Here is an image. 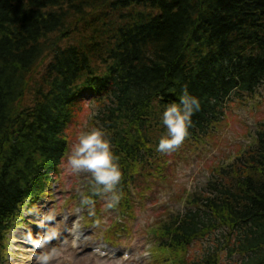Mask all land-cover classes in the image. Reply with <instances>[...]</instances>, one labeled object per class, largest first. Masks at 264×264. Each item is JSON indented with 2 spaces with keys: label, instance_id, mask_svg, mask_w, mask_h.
Returning a JSON list of instances; mask_svg holds the SVG:
<instances>
[{
  "label": "trees",
  "instance_id": "trees-1",
  "mask_svg": "<svg viewBox=\"0 0 264 264\" xmlns=\"http://www.w3.org/2000/svg\"><path fill=\"white\" fill-rule=\"evenodd\" d=\"M263 83L264 0H0V264L11 222L50 192L86 107L119 157L123 206L137 178L213 138ZM185 88L201 108L184 142L158 152L162 114ZM232 155L155 227L160 264H264V117Z\"/></svg>",
  "mask_w": 264,
  "mask_h": 264
},
{
  "label": "rangeland",
  "instance_id": "rangeland-1",
  "mask_svg": "<svg viewBox=\"0 0 264 264\" xmlns=\"http://www.w3.org/2000/svg\"><path fill=\"white\" fill-rule=\"evenodd\" d=\"M259 87L255 96L229 106L213 138L184 145L178 156L161 167L155 176H150L149 181L143 176L137 178L129 199H124L123 206L111 209L106 207L105 198L91 194L90 174H73L67 165L79 136L96 127L90 122L95 108L86 107L71 126L70 151L60 165L58 179L50 192L25 203L18 218L11 222L4 239V264H38L36 257L52 248L60 255L51 264H97V254L92 250L97 246L117 258L127 254L123 264H160L155 252L158 247L155 227L168 213L182 210L184 198L203 188L210 170L233 157V152L242 149L255 134L257 123L264 117V83ZM81 194L91 196L94 206L84 205ZM101 201H104L103 210L95 208ZM49 216L54 217L51 223L46 220ZM29 227L36 230L37 237L33 240L42 237L46 230L56 231L58 235L43 249H36L24 237L23 251L16 250V241ZM193 246L190 249L196 256L198 248ZM237 258L223 257V264H233Z\"/></svg>",
  "mask_w": 264,
  "mask_h": 264
},
{
  "label": "clouds",
  "instance_id": "clouds-1",
  "mask_svg": "<svg viewBox=\"0 0 264 264\" xmlns=\"http://www.w3.org/2000/svg\"><path fill=\"white\" fill-rule=\"evenodd\" d=\"M201 108L197 97L191 95L187 88L183 89L179 102L169 104L162 114V122L166 127V135L159 140L157 151L170 153L176 150L189 135V128L193 121L192 116ZM119 157L114 154L112 144L105 130L93 127L89 131L81 134L78 142L73 146L71 154L67 160L73 174H90L93 186L92 194L99 195L106 200V207L111 209L121 199V194L117 191V186L122 180V171L119 165ZM82 195V203L94 206L91 196ZM54 217H46L51 223ZM56 231L46 230L39 239L33 240L29 235V241L36 249H43L53 239L57 238ZM75 246V242H73ZM97 254V264H123L127 254L117 258L111 256L103 250H94ZM60 253L56 248L41 252L36 257L38 264H51Z\"/></svg>",
  "mask_w": 264,
  "mask_h": 264
},
{
  "label": "bare ground",
  "instance_id": "bare-ground-1",
  "mask_svg": "<svg viewBox=\"0 0 264 264\" xmlns=\"http://www.w3.org/2000/svg\"><path fill=\"white\" fill-rule=\"evenodd\" d=\"M36 230H33L32 229V227L30 228H28V230H25L24 232H22L21 234H20V239L18 240V241H16V246H17V248H16V250H19V251H23V249H22V243H23V238L25 237V238H29V235H31V237H32V239L33 238H36L37 236L35 235L36 234V232H35ZM35 233V234H34ZM26 258L24 257V260H25ZM31 261V260H30Z\"/></svg>",
  "mask_w": 264,
  "mask_h": 264
}]
</instances>
